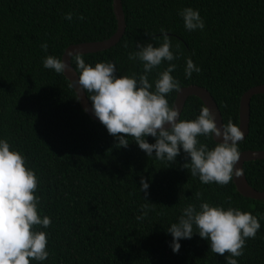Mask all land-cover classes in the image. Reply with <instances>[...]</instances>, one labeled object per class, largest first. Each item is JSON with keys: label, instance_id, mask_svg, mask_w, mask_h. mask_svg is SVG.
<instances>
[{"label": "trees", "instance_id": "obj_1", "mask_svg": "<svg viewBox=\"0 0 264 264\" xmlns=\"http://www.w3.org/2000/svg\"><path fill=\"white\" fill-rule=\"evenodd\" d=\"M122 5L123 38L109 50L83 55L85 62H113L117 75L143 74L142 64L128 54L139 50L137 43L159 46L164 28L178 57L171 75L180 88H205L224 124L240 125L243 95L264 85V0H122ZM187 7L199 10L203 31L184 28L179 11ZM68 13L72 20L64 18ZM117 30L114 0H0V138L24 154L39 178L40 210L52 220L42 229L49 234L43 264H227L228 253L212 252L195 227L191 239L179 241L178 253L170 247L167 229L183 208L199 205L198 194L213 205L261 217L255 238L246 240L236 259L264 264V201L242 196L234 180L226 186L202 184L191 175L190 157L182 149L169 163L148 157L132 138L127 148L120 147L83 110L66 76L43 67L46 56L62 60L70 46L108 40ZM187 58L201 69L190 79ZM72 66L77 72L74 57ZM167 67L162 62L149 81ZM177 94L168 95L171 105ZM202 106L190 97L181 119H195ZM199 139L215 146L214 139ZM147 142L155 140L149 136ZM239 150L264 151V95L252 98L249 135ZM244 173L254 190L264 192V160L246 163ZM141 178L150 184L146 201ZM142 211L146 215L138 220Z\"/></svg>", "mask_w": 264, "mask_h": 264}, {"label": "clouds", "instance_id": "obj_2", "mask_svg": "<svg viewBox=\"0 0 264 264\" xmlns=\"http://www.w3.org/2000/svg\"><path fill=\"white\" fill-rule=\"evenodd\" d=\"M179 15L187 31L204 30L205 21L199 10L187 7L180 10ZM64 18L72 20V14ZM159 31L163 41L159 46L137 43L135 48L139 50L128 54L130 61L142 64L143 74L139 75H117L113 62H97L93 66L85 62L82 54L69 52L68 56L75 58L78 72V78L70 81L69 87L76 93L87 94L94 116L120 147L127 148L132 138L148 157L169 163L175 162L182 149L190 157L186 164L190 165L193 177H198L205 185L226 186L234 177L243 175L242 168H235L241 157L239 142L244 138L241 126L229 120L218 128L214 113L206 105L200 108L195 119H181V114L167 98L181 91L180 82L171 75L176 68L171 62L178 57L171 50L168 30L161 28ZM41 48L47 52V43ZM165 61L168 67L150 82L149 74ZM43 67L65 74L67 65L64 60L48 55ZM200 71L191 58L186 59V79ZM149 136L155 143L147 142ZM200 137H215L221 142L214 139L215 146L209 148ZM38 185L39 178L28 166L24 154L14 149L8 139L0 138V264H30L32 261L43 264L49 257V234L42 229H47L52 220L40 210L41 200L36 194ZM149 187L150 184L141 178L140 192L144 193L145 201ZM198 198L199 205H187L178 222L167 229L173 238L170 244L173 253L179 252V241L193 237L195 227L200 238L209 242L212 252L221 256L227 252V264H238L236 257L244 254L246 240L255 238L261 227V217L239 208L213 205L199 194ZM145 215L142 211L137 219L142 220Z\"/></svg>", "mask_w": 264, "mask_h": 264}, {"label": "water", "instance_id": "obj_3", "mask_svg": "<svg viewBox=\"0 0 264 264\" xmlns=\"http://www.w3.org/2000/svg\"><path fill=\"white\" fill-rule=\"evenodd\" d=\"M114 12L116 15V19L118 21V30L113 37L108 40L102 42H92V43H83L78 45L70 46L64 53L62 60L66 63L67 67L65 70V76L69 81L77 79V72L72 66V59L74 56H68L69 52L80 53L82 55L87 54H94L102 51L109 50L115 47L123 38L126 32V20L125 14L123 10L122 0H114ZM76 92V91H75ZM78 100L81 104V107L94 121L101 123L98 118H96L92 112V107L89 99L87 98L86 93L80 92L76 93ZM257 95H264V85L254 87L246 92L240 104V125L241 130L244 133V141L247 136L249 135V128H250V117H251V101L254 96ZM190 97H197L199 98L204 105L210 108V110L215 115V122L218 128L222 127L223 117L219 110L217 103L215 102L214 98L210 94L208 90L202 88L200 86H189L186 88L181 89L180 92L177 94V98L175 100L174 106L177 108L179 113L182 115L184 107ZM159 131V130H158ZM214 139L217 142H221L219 138ZM240 141V142H242ZM239 142V143H240ZM264 160V151H245L241 153L240 160L238 161L235 168H242L243 175L239 178L234 177V183L237 187L238 192L249 199L264 201V192H259L254 190L248 183L245 173H244V165L248 162Z\"/></svg>", "mask_w": 264, "mask_h": 264}]
</instances>
